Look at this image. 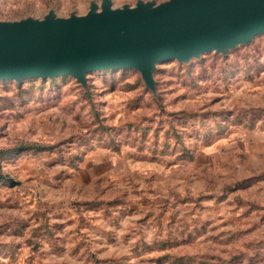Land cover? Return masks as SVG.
<instances>
[{"label":"rangeland","instance_id":"374dc122","mask_svg":"<svg viewBox=\"0 0 264 264\" xmlns=\"http://www.w3.org/2000/svg\"><path fill=\"white\" fill-rule=\"evenodd\" d=\"M93 3L0 0V22ZM154 80L0 81V264H264V35Z\"/></svg>","mask_w":264,"mask_h":264},{"label":"water","instance_id":"95a60500","mask_svg":"<svg viewBox=\"0 0 264 264\" xmlns=\"http://www.w3.org/2000/svg\"><path fill=\"white\" fill-rule=\"evenodd\" d=\"M264 35V0H169L113 9L102 0L84 16L0 22V81L71 76L87 87L94 71L133 69L155 89L157 64L226 54Z\"/></svg>","mask_w":264,"mask_h":264}]
</instances>
